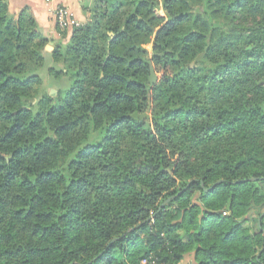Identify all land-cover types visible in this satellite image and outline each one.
I'll return each mask as SVG.
<instances>
[{"label":"trees","instance_id":"obj_1","mask_svg":"<svg viewBox=\"0 0 264 264\" xmlns=\"http://www.w3.org/2000/svg\"><path fill=\"white\" fill-rule=\"evenodd\" d=\"M69 30L48 50L0 0V264H264V0H100Z\"/></svg>","mask_w":264,"mask_h":264},{"label":"crops","instance_id":"obj_2","mask_svg":"<svg viewBox=\"0 0 264 264\" xmlns=\"http://www.w3.org/2000/svg\"><path fill=\"white\" fill-rule=\"evenodd\" d=\"M4 1H8L9 10L14 17H18L23 9L28 8L39 23L43 35L56 41L61 38V34L51 11L54 6L64 5L72 11L77 19L84 21L87 20L91 10L100 0H53L52 3H48L46 0Z\"/></svg>","mask_w":264,"mask_h":264},{"label":"rangeland","instance_id":"obj_3","mask_svg":"<svg viewBox=\"0 0 264 264\" xmlns=\"http://www.w3.org/2000/svg\"><path fill=\"white\" fill-rule=\"evenodd\" d=\"M157 12L159 14H164V11L162 9H159ZM89 17L87 18V20L89 19ZM85 21L86 20L82 21V23L85 22ZM69 29L70 28L63 29V30H67V31H65L64 34H62L60 32L61 38L59 40H56V41H52V39H51L49 41V43L52 41L53 44L50 47H48V45H49V43H48V45L46 46V48L48 50H53L54 47L57 46V45H60L61 42L63 44L68 43L70 41V36H71V34H69V32H68ZM145 47H147V48L149 47V49H152V46H151L150 43H147ZM64 64L63 63H59V65H61V66H63ZM154 71H155V74L157 76L156 79H158V77H159V71H156L155 69H154ZM41 74L43 76V82H44V84L46 86V89L48 90L49 94H51L53 96H55L57 94V91H58L59 88L64 87L67 84V78H66L67 76H65V75H64L65 77L63 76L61 78L62 80H56L55 78L49 76V73L47 72L46 69H44L43 71L41 70ZM259 186L262 187L263 190H264V184H263V186L262 185H259ZM230 200H229V202H230ZM229 202H228V204H227L226 207H228ZM225 213H226V211H225ZM263 215H264V205L262 206V209H260V210L253 209L250 212L249 216L248 217L246 216V218L247 219H251L250 225H252V226H254V228H256L258 226V222L262 219ZM142 263L145 264L146 261H142Z\"/></svg>","mask_w":264,"mask_h":264},{"label":"built area","instance_id":"obj_4","mask_svg":"<svg viewBox=\"0 0 264 264\" xmlns=\"http://www.w3.org/2000/svg\"><path fill=\"white\" fill-rule=\"evenodd\" d=\"M48 3H52L53 0H46ZM52 14L58 27L62 29H68L82 24V21L77 19L72 11L64 5L58 4L52 9Z\"/></svg>","mask_w":264,"mask_h":264},{"label":"water","instance_id":"obj_5","mask_svg":"<svg viewBox=\"0 0 264 264\" xmlns=\"http://www.w3.org/2000/svg\"><path fill=\"white\" fill-rule=\"evenodd\" d=\"M53 44V42L51 41L48 45V47H50L51 45ZM156 74H155V71H154V67L152 66L151 67V75H150V78H149V82L150 83H154L157 79H156ZM220 182V181H219ZM215 186V185H214ZM231 208V200L229 202V205L227 207V209H230Z\"/></svg>","mask_w":264,"mask_h":264}]
</instances>
